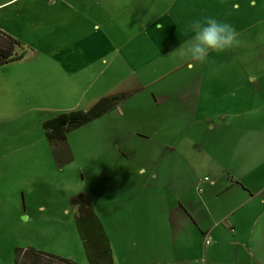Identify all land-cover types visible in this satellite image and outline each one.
<instances>
[{
    "label": "rangeland",
    "instance_id": "1",
    "mask_svg": "<svg viewBox=\"0 0 264 264\" xmlns=\"http://www.w3.org/2000/svg\"><path fill=\"white\" fill-rule=\"evenodd\" d=\"M208 16L234 25L241 44L210 52L190 70L189 61L168 55L190 38L189 22ZM0 29L19 40L15 50L24 49L19 59L0 65V264H14L16 251L27 248L88 264L76 226L80 193L107 233L115 264H147L141 253L149 248L155 264L169 260L158 255L171 254L164 221L169 202L205 199L196 186L204 176L215 178L218 167L194 121L175 112L170 117L152 103L150 91L186 85L189 77L181 74L212 59L220 72L258 71L245 62L264 38V0H0ZM58 54L73 58L60 65ZM160 72L163 79L150 85ZM98 83L105 95L123 91L126 97L67 132L73 159L59 166L43 123L87 108ZM153 112L173 123L138 126L152 122ZM165 140L182 155L172 168ZM69 206L66 216L62 210Z\"/></svg>",
    "mask_w": 264,
    "mask_h": 264
},
{
    "label": "crops",
    "instance_id": "2",
    "mask_svg": "<svg viewBox=\"0 0 264 264\" xmlns=\"http://www.w3.org/2000/svg\"><path fill=\"white\" fill-rule=\"evenodd\" d=\"M256 52L255 58L250 56L245 66L251 68V61L258 71L220 72L214 68L212 59L204 69L182 73L181 77H189L186 85L150 91L152 103L163 107L170 117L175 112L182 120L194 121L199 132L207 136L206 147L211 149L207 153L218 167L215 178L208 177L201 183L205 186L203 191L197 190L206 195L205 199L180 198L175 203L169 202L164 221L170 235L171 254L162 251L158 255L164 261L168 255L171 258L160 264H264V38ZM72 58L58 54L54 61L61 65ZM132 58H139L138 54ZM161 78L162 72L150 80V85ZM236 78H241L242 82L238 83L244 85H233ZM100 87L98 83L92 90ZM102 95L105 93L99 89L91 103ZM153 114L152 122L138 126L157 129L173 123L172 118L163 117L164 113ZM138 137L148 139L143 135ZM222 138L226 140L221 142ZM165 144L169 146L165 158L172 168V161L182 155L172 148V140H165ZM200 147L205 148L203 144ZM208 193H214L216 199L213 196L210 200ZM171 241H179L180 246L174 247ZM141 255V262L145 259L147 264H155L151 259L154 250L149 248Z\"/></svg>",
    "mask_w": 264,
    "mask_h": 264
},
{
    "label": "trees",
    "instance_id": "3",
    "mask_svg": "<svg viewBox=\"0 0 264 264\" xmlns=\"http://www.w3.org/2000/svg\"><path fill=\"white\" fill-rule=\"evenodd\" d=\"M16 47H21L19 40L0 29V65L19 59L23 55L24 49L15 50ZM125 97L123 91L102 95L85 109H69L70 111L58 113L44 122L43 128L56 164L62 166L73 159L67 143V132L101 117ZM75 204L78 211L76 226L87 254L88 264H115L109 238L92 205L82 193L76 196ZM43 259L50 263L77 264L70 259L33 248L17 250L14 264H38Z\"/></svg>",
    "mask_w": 264,
    "mask_h": 264
},
{
    "label": "clouds",
    "instance_id": "4",
    "mask_svg": "<svg viewBox=\"0 0 264 264\" xmlns=\"http://www.w3.org/2000/svg\"><path fill=\"white\" fill-rule=\"evenodd\" d=\"M185 32L191 34L190 38L168 56H177L181 60L189 61L190 70L197 64L207 62L210 52L220 54L241 44L234 25L211 16L192 20L186 25ZM62 212L66 216L71 215V206L64 208Z\"/></svg>",
    "mask_w": 264,
    "mask_h": 264
},
{
    "label": "built area",
    "instance_id": "5",
    "mask_svg": "<svg viewBox=\"0 0 264 264\" xmlns=\"http://www.w3.org/2000/svg\"><path fill=\"white\" fill-rule=\"evenodd\" d=\"M206 180H208V177L203 178V180H201V181L199 182V186H197V190H198L199 192H202V191H203V187L201 186V183H202V181H206Z\"/></svg>",
    "mask_w": 264,
    "mask_h": 264
}]
</instances>
